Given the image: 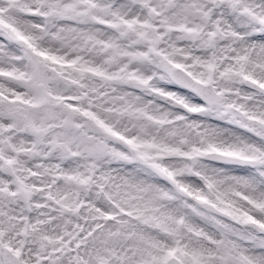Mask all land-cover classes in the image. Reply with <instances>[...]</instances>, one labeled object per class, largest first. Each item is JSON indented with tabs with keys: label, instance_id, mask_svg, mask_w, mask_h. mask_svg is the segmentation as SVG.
<instances>
[{
	"label": "snow or ice",
	"instance_id": "obj_1",
	"mask_svg": "<svg viewBox=\"0 0 264 264\" xmlns=\"http://www.w3.org/2000/svg\"><path fill=\"white\" fill-rule=\"evenodd\" d=\"M0 264H264V0H0Z\"/></svg>",
	"mask_w": 264,
	"mask_h": 264
}]
</instances>
